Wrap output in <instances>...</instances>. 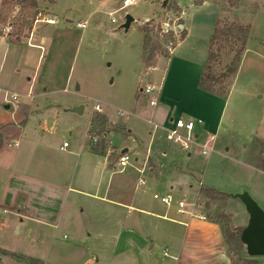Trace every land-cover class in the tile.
<instances>
[{
    "label": "rangeland",
    "instance_id": "rangeland-1",
    "mask_svg": "<svg viewBox=\"0 0 264 264\" xmlns=\"http://www.w3.org/2000/svg\"><path fill=\"white\" fill-rule=\"evenodd\" d=\"M162 1L133 0L121 7L122 0H35V8H22L16 0H0V33L10 25L8 32H17L21 40L10 42L0 55V87L5 90L0 92V111L8 95L16 93L20 97L16 103L27 113L28 124L40 120L46 130H52L54 124L61 129L58 130L63 136L54 137L58 143L63 138L80 137L86 127L91 130L89 119L94 112L106 116L107 132L115 129L113 125L124 127L126 133L110 131L105 137L106 148H114L113 152L118 153L126 147L130 157L127 166L118 171L119 167L114 165L107 177V198H119L132 206L119 208L117 218L125 217L127 211L136 215V209L163 212L165 205L152 196L156 193L171 196L169 216L176 214L175 201L182 199L195 201V210L210 220L216 213H231L229 226L243 227L247 221L245 208L230 195L246 191L264 210V170L258 168L264 143V0H244L235 9H229L223 0L214 2L220 8L218 15L217 11L212 15L214 23L218 17L234 20L247 24L249 32L234 74L226 71L233 56L229 42L219 44L220 54L209 64L210 72L218 79L214 91L228 92L219 125L209 143L212 150L206 154L201 153L200 145L191 144L184 149L167 141L163 133L155 132L151 137L154 128L147 122L151 119L148 96L141 88L147 83L158 85L159 68L147 70L143 39L146 36L150 48L169 54L178 40L181 24L182 6L175 14L167 6L169 0L164 5ZM182 5L187 13L192 11L193 4L187 0ZM196 9L193 20L197 30L203 32L207 28L210 36L213 26L208 25L207 14L211 7ZM126 13L134 19L124 29L121 24ZM111 17L115 20L111 21ZM47 18H54L55 23H46ZM184 20L187 25L190 17L184 16ZM78 21H84L85 27H76ZM30 41L42 47L30 46ZM169 42L170 50L166 47ZM216 47L217 44L213 50ZM157 57L166 56L157 55L154 61ZM162 64L160 59L157 65ZM95 103L100 106L99 112L93 108ZM74 106L81 107V111H69ZM69 117L77 122L71 137L64 133L70 122L75 123ZM200 126L197 123L195 128L199 131L198 144L207 138ZM119 131L124 132L122 128ZM161 149L166 150L165 154ZM149 166H153L152 170ZM139 177L144 180L142 185L137 184ZM1 181L2 175L0 192ZM203 187H212L227 196L209 198L200 191ZM80 207L77 204L75 208ZM95 207L90 211H96ZM87 212L85 204L75 229L36 231L34 223L21 221L19 215L0 204V264H26L7 251L39 259L44 264L165 261L164 243L159 238L150 242V227L140 230L134 247H125L121 238L126 236V223L120 230L114 215L95 219ZM120 235V241L115 243L114 238ZM150 253L152 258L148 262L146 255ZM241 254L250 257L245 255V247ZM251 258L264 264V256Z\"/></svg>",
    "mask_w": 264,
    "mask_h": 264
},
{
    "label": "crops",
    "instance_id": "crops-1",
    "mask_svg": "<svg viewBox=\"0 0 264 264\" xmlns=\"http://www.w3.org/2000/svg\"><path fill=\"white\" fill-rule=\"evenodd\" d=\"M182 2L183 0H179L178 5L182 6L179 18L185 29L184 37L175 42L168 57H157L154 65L147 67L148 71L159 68L154 95L156 102L154 105L148 104L151 119L147 122L153 125V138L155 132L163 133L161 125L169 126L172 119L178 118L199 120L203 133L214 135L226 97L206 92L197 86L208 49L209 35L207 28L203 32L197 30L193 20L194 13L198 11V7H211L207 14L208 20L210 19L208 25L214 26L215 19L212 15H216V11L218 15L220 8L208 0L196 5L187 0L193 4L192 11L187 13ZM187 15L190 20L186 25L184 16ZM0 39V55L10 46V42L21 41H12L3 33H0ZM28 44L42 47L31 41ZM160 59L163 64L158 66ZM2 91L5 92L0 87V92ZM69 118L75 121L73 117ZM27 119V113L16 101L5 103L0 111L1 207L19 215L21 221L34 223L36 231L72 230L77 227L78 218L84 212L86 204L87 213L92 214L95 219L114 215L120 230L126 223V236L121 238L125 247H134V239L139 238L140 230L150 227V242L159 238L164 243L162 255L165 261L158 264H230L219 225L208 218L201 220L187 214H178L177 211L169 216V208L165 204L163 212L136 209V215L127 211L125 217L117 218L115 215L119 208L127 206L129 209L132 206L119 198H107V177H110L117 157L109 159V153L99 154L91 150L92 139L88 136L90 128L86 127L80 137L68 140L63 138L58 143L54 141V137L63 134L56 124L52 130H46L40 120L35 124H28ZM106 122L109 126L108 120ZM89 124L91 125L90 119ZM154 124L158 127L155 128ZM112 127L115 129L110 131L126 133L124 127ZM119 128L124 132L119 131ZM76 130L77 122H70L64 133L71 137ZM109 132L105 133V137ZM196 133L199 136V131L196 130ZM64 141L68 143L66 147H62ZM122 149L127 151L126 147ZM160 152L165 154L166 150L161 149ZM152 167L149 166L150 170ZM77 204L81 206L78 210L75 208ZM93 205L96 206V211H90ZM107 209H110L109 212ZM116 237L114 242L118 243L121 235ZM151 258V253L146 255L148 262Z\"/></svg>",
    "mask_w": 264,
    "mask_h": 264
},
{
    "label": "trees",
    "instance_id": "trees-1",
    "mask_svg": "<svg viewBox=\"0 0 264 264\" xmlns=\"http://www.w3.org/2000/svg\"><path fill=\"white\" fill-rule=\"evenodd\" d=\"M53 1V0H51ZM179 0H169V4L167 6L174 11L175 14L179 13L180 7L178 5ZM194 4H201L203 1L206 0H192ZM212 2H217L218 0H210ZM229 9H235L238 8V6L244 1V0H223ZM7 1H3V3H6ZM9 2V1H8ZM16 2L21 4L22 8L28 7V8H35L36 2L35 0H16ZM179 23H181V20H179ZM142 31L145 29L141 27ZM157 30L160 31L159 25H157ZM249 32V26L247 24H242L237 21H228L227 19H221L217 18L212 33L210 34L208 38V49L206 53V57L204 59V62L202 63V70L199 75L197 86L198 88L214 93L217 95H220L222 97H225L227 95V91L224 93H217L213 89L214 83L218 80L217 76L212 75L210 72V62L214 61L220 54V46L219 44L221 42H229L230 44V50L233 51V56L230 61V64L227 66V72L229 74H234L239 59L241 57L246 38L248 36ZM172 34V32H169ZM185 35V29L181 28L178 29V40H181ZM7 36L10 40L16 41L19 40V35L17 32L9 31L7 33ZM175 44V43H174ZM172 45V47L174 46ZM217 44V47L214 48L213 46ZM157 55L166 56L168 57V53L164 50H158L153 48H150L147 45V38L144 36L143 39V59L146 64V67H150L154 65V58ZM91 125L93 126L91 130H89L90 139L95 137V141L90 142L91 150L99 153L104 154L106 151L105 147V133L107 130L104 128L106 123V117L104 115L98 114L97 112H94L91 114L90 117ZM261 159L260 163L258 164V168L261 170H264V143L261 144ZM120 153H109L108 158L114 159L115 157H118ZM200 191L205 194V196L209 198H225L227 195L221 191H218L212 187H203L200 188ZM232 218V214H226V213H216V215L212 218V221L217 223L219 225V228L221 230V233L224 238V242L226 244V251L228 253V256L230 257V264H251L256 263L258 264L259 261L256 259H252L251 257H245L242 256L241 250L243 249L244 243L239 238V232H236V229L238 231L241 230L242 227L238 228H231L229 226V221ZM7 253L12 254L15 256V258L22 260L26 264H43V262L39 259L25 256L21 254H16L7 251ZM245 255L247 256V253L245 251ZM234 258V259H233Z\"/></svg>",
    "mask_w": 264,
    "mask_h": 264
},
{
    "label": "built area",
    "instance_id": "built-area-1",
    "mask_svg": "<svg viewBox=\"0 0 264 264\" xmlns=\"http://www.w3.org/2000/svg\"><path fill=\"white\" fill-rule=\"evenodd\" d=\"M131 3H133V0H122L121 7L129 5ZM114 20L115 19L111 17V21H114ZM45 22L49 24H53L55 23V20L54 18H47L45 19ZM75 25L78 28H84L86 23L84 21H78L76 22ZM9 28H10V25L4 27L3 34L7 35ZM166 47L167 49L170 50L171 42H169L168 45H166ZM141 91L147 94L148 104L154 105L156 102L154 95H153V92L156 91L155 86L147 83L145 87L141 88ZM27 96L30 97V95H27ZM17 100H19V95H17L16 93H10L8 95V100H6V102L12 103ZM93 108L98 111L100 109V106L99 104L95 103ZM119 113L121 114L122 112L119 111ZM197 123H199V120L178 118V119H172L170 121L169 126L161 125L160 129L163 130L164 137L167 141L178 143L184 149L189 148L191 144L200 145L202 149L201 153L206 154L207 152L212 150V145L209 143L213 141L214 135L212 133L208 134L205 141L202 144L201 143L198 144L197 139L199 136L196 133V129H195ZM154 127L156 128L158 126L154 124ZM89 138H91L90 135H89ZM92 140L95 141L96 140L95 137L92 138ZM67 144L68 143L64 141L62 144V147H66ZM112 152H113V148L111 147L107 148V153H112ZM129 159L130 157L127 154V152L120 153V155L116 159L115 165H117L119 167V170L121 171L125 166L129 164ZM143 183H144L143 178L139 177L137 180V184L142 185ZM199 185H201L200 182H199ZM152 196L153 198L159 199V201L165 204L166 206H170V204L173 202L169 194L158 196L156 193H154ZM175 206H176V211L180 214H187L190 217H196L201 220L206 219V216L203 213L197 212L195 210V201L186 202L182 199H178L177 201H175Z\"/></svg>",
    "mask_w": 264,
    "mask_h": 264
},
{
    "label": "water",
    "instance_id": "water-1",
    "mask_svg": "<svg viewBox=\"0 0 264 264\" xmlns=\"http://www.w3.org/2000/svg\"><path fill=\"white\" fill-rule=\"evenodd\" d=\"M166 0L162 1V5ZM132 15L126 13L121 27L127 29L131 21ZM178 28H182V24H178ZM71 111L80 112L81 107L74 106ZM126 149H122L121 153ZM240 200L247 213V221L239 232V238L244 243L245 251L248 256H264V210H262L257 203L246 192H240L230 195ZM238 232V231H236Z\"/></svg>",
    "mask_w": 264,
    "mask_h": 264
}]
</instances>
